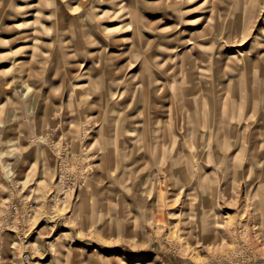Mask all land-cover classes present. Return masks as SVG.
<instances>
[{
	"label": "rangeland",
	"instance_id": "rangeland-1",
	"mask_svg": "<svg viewBox=\"0 0 264 264\" xmlns=\"http://www.w3.org/2000/svg\"><path fill=\"white\" fill-rule=\"evenodd\" d=\"M137 260L264 264V0H0V264Z\"/></svg>",
	"mask_w": 264,
	"mask_h": 264
},
{
	"label": "bare ground",
	"instance_id": "bare-ground-1",
	"mask_svg": "<svg viewBox=\"0 0 264 264\" xmlns=\"http://www.w3.org/2000/svg\"><path fill=\"white\" fill-rule=\"evenodd\" d=\"M163 145H164V144H163ZM112 155H113V154H112ZM155 157H156V156H155ZM178 159H179V158H178ZM156 160H157V159H156ZM156 160H155V162H156ZM157 162H159V161L157 160ZM157 162H156V163H157ZM175 167H176V166H175ZM170 169H171V167H170ZM175 169L177 170V168H175ZM181 169H182V168H181ZM185 169H186V168H185ZM187 169H188V168H187ZM187 169H186V170H187ZM171 170H172V169H171ZM186 170H183V169H182V174H183V176H182V181H183V182H189V170H188V171H186ZM168 172H169V171H168ZM180 172H181V171H180ZM169 175H170V179L173 178V176H172V175H173V170L169 172ZM180 178H181V177H180ZM171 180H172V179H171ZM172 184H173V185H176L177 183H174V181H173ZM257 209H258V208H257ZM156 222H157V221H156ZM170 233L173 235V234H174V231L171 230ZM133 264H144V263H143V261H141V260H137L136 262H133ZM145 264H149L148 261H147Z\"/></svg>",
	"mask_w": 264,
	"mask_h": 264
}]
</instances>
